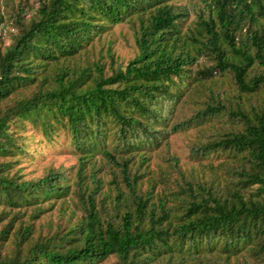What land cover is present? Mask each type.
I'll return each instance as SVG.
<instances>
[{
	"label": "trees",
	"instance_id": "1",
	"mask_svg": "<svg viewBox=\"0 0 264 264\" xmlns=\"http://www.w3.org/2000/svg\"><path fill=\"white\" fill-rule=\"evenodd\" d=\"M177 1L0 0V264H264V0ZM191 128L197 167L149 165ZM30 129L76 164L25 178Z\"/></svg>",
	"mask_w": 264,
	"mask_h": 264
},
{
	"label": "rangeland",
	"instance_id": "2",
	"mask_svg": "<svg viewBox=\"0 0 264 264\" xmlns=\"http://www.w3.org/2000/svg\"><path fill=\"white\" fill-rule=\"evenodd\" d=\"M190 2L194 3L196 0L177 1V3L182 4ZM26 16H28V13H26ZM2 27L3 26H0V40H2L3 43H7L10 41V33H8L7 30L12 32L15 30V27L11 24H9L5 29ZM132 31V26L126 22L115 25L107 33L100 36V41L92 43L93 53H96L101 46L105 48L107 46V40H112V47L116 55L120 56V58H123L124 60H127L134 54ZM217 78L220 79V77ZM228 86L230 85L226 84L223 88H227ZM193 95H196V92H193ZM191 99L192 97L189 99V102L185 104V113H179L180 115L184 116L189 113V107L193 106ZM29 133H33L35 135L34 141L30 144L32 155L22 158L17 166L20 167V173L24 174L25 178H35L41 176L51 166L54 168L62 167L64 169H69L71 166L76 164L77 157L76 154H74V149L69 144L67 136L60 134L59 136H55L52 141L48 142L45 139L41 140V136L37 132H33L31 129L29 130ZM200 139L204 138L199 130L194 128L170 135L168 138V145L166 147L168 148V152H166V148H164L165 146L160 147L156 151H152L149 165L151 167H156V163L163 164L167 156L172 155L179 158L180 163L197 167L198 163L194 162V160H190L189 147L192 142H197ZM97 160H99V157ZM213 163L216 165L217 160L214 159ZM71 172L72 171L70 170L68 171V173ZM102 173L107 177L109 176L108 170H103ZM59 208L60 203L56 202L50 212L45 213L34 220L33 224L36 229H45L46 225L51 223L54 224L60 221L62 216L59 214ZM66 212L69 213L68 208H65V211H63L65 214ZM26 218L27 216L25 219ZM104 264L117 263L114 258H110L105 260Z\"/></svg>",
	"mask_w": 264,
	"mask_h": 264
}]
</instances>
